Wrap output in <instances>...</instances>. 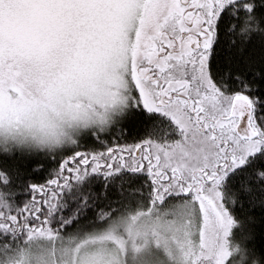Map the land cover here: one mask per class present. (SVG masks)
Returning <instances> with one entry per match:
<instances>
[{
	"label": "snow or ice",
	"instance_id": "6c2138e0",
	"mask_svg": "<svg viewBox=\"0 0 264 264\" xmlns=\"http://www.w3.org/2000/svg\"><path fill=\"white\" fill-rule=\"evenodd\" d=\"M132 27L131 88L107 131L58 155L0 153V186L17 201L0 216V248L50 241L101 204L116 215L146 196L167 218L190 201L212 235L237 242L226 258L189 264H264V0H155ZM46 169L43 184L33 179Z\"/></svg>",
	"mask_w": 264,
	"mask_h": 264
},
{
	"label": "rangeland",
	"instance_id": "374dc122",
	"mask_svg": "<svg viewBox=\"0 0 264 264\" xmlns=\"http://www.w3.org/2000/svg\"><path fill=\"white\" fill-rule=\"evenodd\" d=\"M154 7L155 0H0V143L61 150L109 127L115 102L131 88L132 22L146 23ZM187 203V213L171 218L145 209L82 235L33 239L28 264L41 255L47 264H140L146 249L149 264H189L201 242L215 253L225 229L212 235Z\"/></svg>",
	"mask_w": 264,
	"mask_h": 264
},
{
	"label": "trees",
	"instance_id": "16d2710c",
	"mask_svg": "<svg viewBox=\"0 0 264 264\" xmlns=\"http://www.w3.org/2000/svg\"><path fill=\"white\" fill-rule=\"evenodd\" d=\"M109 126V125H108ZM108 127L101 128H92L86 133H84L82 136H76L73 139V142L69 144L66 148H63L61 150H54L51 148H30L26 145H15V144H7V143H0V153L8 152L11 153L13 151H25V152H32V153H39V154H60L63 150L70 148L75 142L80 140L81 137L89 135L90 133H96L98 131H107ZM71 166V165H69ZM67 175V173H65ZM4 177H0V179H3ZM48 170L46 169L43 172H37L33 179H35L37 182L43 184L45 180L49 179ZM145 193L147 192V189L144 190ZM225 196H227V193H225ZM113 199H116V197H113ZM17 207V201L12 197V194L9 193L3 186H0V216H4L6 214H10V210ZM113 207H116V205H113ZM146 208V196H134L128 200H126L123 204V207L120 212H118L116 215H111V209L105 208L103 204L99 205L96 209H94L93 212H89L85 215H82L79 219L75 220L73 223L70 224V226L64 228L63 234L66 235H82L85 232L91 231L95 228H97L101 224H105L110 221L111 218H114L117 215H120L122 213H127L126 219L129 220V216H135L136 214H139L140 211H144ZM135 222H137V219L133 218ZM207 227V224H205ZM24 237H21L20 240L17 241L16 246H13L10 251H4L3 248H0V264H28V250L27 245L32 241L29 242H22L24 241ZM236 240L235 239H229L228 230L225 229L222 233V239L221 243L218 244V249L215 251H212L211 254L208 252L207 247H204L206 249L205 251H197L193 254L194 258L198 257L199 255H205V256H212L213 259H215L214 256H217L218 254H222L224 258H226L228 255H230L233 251V249L236 247ZM72 251L73 249L71 247L68 248L67 254L69 251ZM234 264L236 262L234 261Z\"/></svg>",
	"mask_w": 264,
	"mask_h": 264
}]
</instances>
